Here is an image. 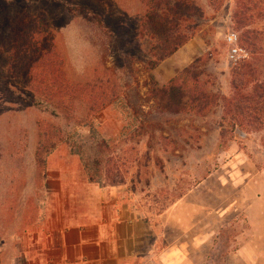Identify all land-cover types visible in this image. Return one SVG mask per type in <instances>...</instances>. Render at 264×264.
Here are the masks:
<instances>
[{
    "label": "rangeland",
    "instance_id": "374dc122",
    "mask_svg": "<svg viewBox=\"0 0 264 264\" xmlns=\"http://www.w3.org/2000/svg\"><path fill=\"white\" fill-rule=\"evenodd\" d=\"M193 1L204 11L193 21L202 57L188 68L209 96L199 114L159 107L154 92L172 74L167 61L149 69L155 41L141 31V0H0V34L12 24L30 30L27 44L49 42L27 76H16L12 51L0 48V237L42 222L54 200L115 187L151 222L153 245L184 247L188 264H264V123L245 132L223 120L236 66L226 37L236 32L243 46L238 2ZM258 2L263 10L244 25L264 33ZM36 71L57 84L48 109L36 105L45 101L33 89ZM42 122L69 141L47 157L44 174ZM87 167L100 184L88 182Z\"/></svg>",
    "mask_w": 264,
    "mask_h": 264
},
{
    "label": "trees",
    "instance_id": "16d2710c",
    "mask_svg": "<svg viewBox=\"0 0 264 264\" xmlns=\"http://www.w3.org/2000/svg\"><path fill=\"white\" fill-rule=\"evenodd\" d=\"M238 27L242 29V47L249 51L250 60H245L231 70L230 86L232 94L222 98L224 105V122L235 131L240 129L258 130L264 123V65L261 57L264 55V42L261 40L264 33L255 26H245L255 14L263 10L262 2L258 0H237ZM144 8V18L141 31L147 33L154 45V61L149 63V69L159 67L165 60L182 49L197 36V28L193 21L204 16V11L193 0H141ZM47 32V31H46ZM30 30L8 24L0 34V48L12 51V71L16 76L34 72L36 64L41 61L42 55L49 46L44 37L41 44L33 40L27 44ZM38 40V38L36 39ZM197 59L193 64L200 62ZM191 69L182 71L168 85L157 88L155 99L164 112L179 114H194L203 112L209 96L202 89L200 74H191ZM33 80V89L45 101L39 99L36 105L48 109L55 97V86L50 72L36 71ZM184 75L190 76L193 84L190 85ZM50 80V81H49ZM224 129V127H221ZM40 144L36 153V160L41 174L46 171L47 157L62 143L66 137L62 136L59 128L40 123ZM69 142V141H68ZM68 142H66L68 144ZM87 177L90 184H100L97 175L88 168Z\"/></svg>",
    "mask_w": 264,
    "mask_h": 264
},
{
    "label": "crops",
    "instance_id": "0c3cea01",
    "mask_svg": "<svg viewBox=\"0 0 264 264\" xmlns=\"http://www.w3.org/2000/svg\"><path fill=\"white\" fill-rule=\"evenodd\" d=\"M194 39L184 55L180 49L164 61L170 81L202 57ZM125 197L114 187L102 188L95 199L54 200L42 222L0 237V264H188L184 247L153 245L151 222Z\"/></svg>",
    "mask_w": 264,
    "mask_h": 264
},
{
    "label": "built area",
    "instance_id": "2783aa9c",
    "mask_svg": "<svg viewBox=\"0 0 264 264\" xmlns=\"http://www.w3.org/2000/svg\"><path fill=\"white\" fill-rule=\"evenodd\" d=\"M226 41L229 45L228 58L231 63L238 65L249 58V53L240 45L239 35L236 32L229 33Z\"/></svg>",
    "mask_w": 264,
    "mask_h": 264
}]
</instances>
